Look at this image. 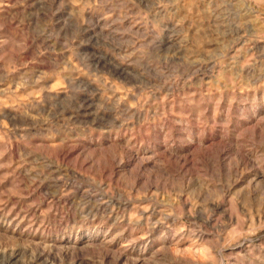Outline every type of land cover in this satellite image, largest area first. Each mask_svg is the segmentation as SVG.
<instances>
[{
	"label": "rangeland",
	"instance_id": "374dc122",
	"mask_svg": "<svg viewBox=\"0 0 264 264\" xmlns=\"http://www.w3.org/2000/svg\"><path fill=\"white\" fill-rule=\"evenodd\" d=\"M0 264H264V0H0Z\"/></svg>",
	"mask_w": 264,
	"mask_h": 264
}]
</instances>
